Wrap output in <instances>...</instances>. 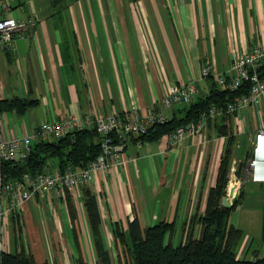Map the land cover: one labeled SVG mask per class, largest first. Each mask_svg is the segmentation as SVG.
I'll use <instances>...</instances> for the list:
<instances>
[{
  "label": "crops",
  "instance_id": "obj_1",
  "mask_svg": "<svg viewBox=\"0 0 264 264\" xmlns=\"http://www.w3.org/2000/svg\"><path fill=\"white\" fill-rule=\"evenodd\" d=\"M5 2L10 15L27 24L14 49L0 51V140L31 136L40 122L65 116L183 114L182 105L160 103L173 84H194L192 102L197 101L217 83L215 73H224L234 58L264 45V0ZM206 64L214 71L202 77ZM13 98L34 103L23 111L7 108ZM259 127H264V96L209 119L200 134L175 144L165 134L147 142L125 136L116 143L123 163L96 171L74 194L34 196L21 206L23 242L40 263L76 264L82 258L94 264L85 189L95 197L101 236L111 256L116 255L114 222L124 229L133 219L141 227L174 222L173 241L178 242L190 218L203 213L227 149L226 193L236 187L243 200L233 211L242 209L249 193L258 195V208L264 207V157L250 163L257 158ZM38 141L33 136L31 146ZM47 163L46 171L57 168L56 160ZM247 184L251 187L246 191ZM238 218L230 222L242 229ZM0 239L4 251L17 249L10 214L0 221ZM239 253L261 255L251 250L247 233Z\"/></svg>",
  "mask_w": 264,
  "mask_h": 264
},
{
  "label": "trees",
  "instance_id": "obj_2",
  "mask_svg": "<svg viewBox=\"0 0 264 264\" xmlns=\"http://www.w3.org/2000/svg\"><path fill=\"white\" fill-rule=\"evenodd\" d=\"M257 72L259 77L264 78V64ZM217 84H212L206 96L182 105L179 111L183 114L174 115L163 123H155L139 136L132 134L130 136L141 142L157 140L177 126L197 119L200 113L211 105L225 107L234 96L248 93V81H243L235 90L224 86L218 88ZM6 103L7 108L23 111L34 102L13 98ZM101 139L95 129L85 128L70 132L58 139L39 140L31 146L24 162L0 161V170L7 179L20 177L24 172L34 175L43 171L48 164L47 160L52 158L56 160L59 169L67 165L82 168L99 154ZM123 139L120 134H112L113 143ZM229 160L230 150L227 149L220 162L216 184L208 191L205 209L203 213L192 216L183 227L185 234L183 238L181 237L178 242L173 241L174 222L160 221L152 226L141 227L138 220L133 219L125 229L118 222H114L111 227L112 247L117 252L114 257L110 255L101 236L100 216L95 197L85 189L84 204L96 252L94 264H264V250L260 256L255 255L251 258L238 256L244 232L230 222V214L242 193L230 207L220 204L221 198L226 193ZM69 207L73 210L71 204ZM10 222L18 240L16 244L18 247L13 251L1 250L0 264H46L37 262L24 244L23 223L19 211L10 213ZM76 264L88 263L79 258Z\"/></svg>",
  "mask_w": 264,
  "mask_h": 264
},
{
  "label": "built area",
  "instance_id": "obj_3",
  "mask_svg": "<svg viewBox=\"0 0 264 264\" xmlns=\"http://www.w3.org/2000/svg\"><path fill=\"white\" fill-rule=\"evenodd\" d=\"M6 12V15H3ZM26 22L17 20L10 15V6L5 0H0V51L14 49L17 37L23 36ZM264 64V45L258 44L234 58L232 66L224 73H215L219 85L237 89L243 81H248L247 94L234 96L226 103L225 107L211 105L199 117L177 126L173 131L164 136L168 143L175 144L189 135L200 134L209 119L223 112L244 109L254 103L258 97L264 96V78L259 77L257 70ZM214 68L206 64L201 68V76L207 77L213 73ZM233 71L235 73H233ZM197 93L194 84H173L168 93L160 100L165 107L189 104ZM168 119L163 113L148 112L140 117L135 113L123 116L110 114L107 116H65L57 120L43 121L36 127L31 136H12L0 140V161L24 162L31 148L30 140L37 136L41 141L58 139L75 130L93 128L101 139L100 152L87 166L74 168L71 165L63 169L58 167L51 171L45 169L34 175L24 172L20 177L6 178L0 170V221L11 212H18L21 206L34 196H51L64 198L66 194H74L79 186L90 182L96 171H107L110 166L121 164L124 161L118 154V147L112 141V134L125 136H139L145 133L155 123H163ZM256 145L254 151L257 158L252 157L250 163L257 164L259 157H264V127H259L255 132ZM262 155V156H260ZM264 160V158H263ZM237 192L234 187V193ZM238 194V192H237ZM3 243L0 239V251ZM240 256V253L238 254Z\"/></svg>",
  "mask_w": 264,
  "mask_h": 264
},
{
  "label": "rangeland",
  "instance_id": "obj_4",
  "mask_svg": "<svg viewBox=\"0 0 264 264\" xmlns=\"http://www.w3.org/2000/svg\"><path fill=\"white\" fill-rule=\"evenodd\" d=\"M54 161L55 159L52 158ZM251 184H247L245 186V190L250 189ZM258 195L249 193L245 197V201L243 202L242 209L238 211H233L230 214L231 221L235 220L237 215L239 219V223L243 229L244 234L249 235L250 248L251 250H258L260 254L263 253L264 250V239H263V218H264V207L263 205L259 206L257 204ZM243 201V200H242ZM249 204L250 209L246 206ZM17 240V238H16ZM13 251V249H12ZM116 254L117 252L113 250Z\"/></svg>",
  "mask_w": 264,
  "mask_h": 264
},
{
  "label": "water",
  "instance_id": "obj_5",
  "mask_svg": "<svg viewBox=\"0 0 264 264\" xmlns=\"http://www.w3.org/2000/svg\"><path fill=\"white\" fill-rule=\"evenodd\" d=\"M238 198L237 192L234 193V187H230L227 193L221 198L220 204L224 207H230L235 200ZM242 200L239 199L238 203H241Z\"/></svg>",
  "mask_w": 264,
  "mask_h": 264
}]
</instances>
